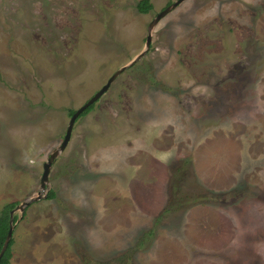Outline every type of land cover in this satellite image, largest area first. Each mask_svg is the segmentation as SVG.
<instances>
[{"label": "rangeland", "instance_id": "1", "mask_svg": "<svg viewBox=\"0 0 264 264\" xmlns=\"http://www.w3.org/2000/svg\"><path fill=\"white\" fill-rule=\"evenodd\" d=\"M139 1L0 0V211L38 195L69 111L146 49L176 0L147 13ZM198 133L232 137L233 153L211 157L231 179L187 151ZM158 169L166 208L192 217L177 233L138 205L135 174ZM14 216L10 264H264V0H184L165 15Z\"/></svg>", "mask_w": 264, "mask_h": 264}, {"label": "crops", "instance_id": "2", "mask_svg": "<svg viewBox=\"0 0 264 264\" xmlns=\"http://www.w3.org/2000/svg\"><path fill=\"white\" fill-rule=\"evenodd\" d=\"M150 132H154V130L149 129L147 131V133L151 134ZM197 137H198L196 139L197 141L196 142L194 141V144H192L190 148L186 147L187 151H191L193 154H199L200 156L202 155L200 158H198V160H204L205 158H203V157H208V159L211 160L210 163L208 162L209 163L208 165L212 164L213 160H214V162H216V164H219V167L216 166L214 163L211 165V167L216 168L213 171L212 175H214L215 177H216V174L219 175V178L216 179L217 181H222V183H223V182H225V180L228 181V179H231L228 176V173H229V171L232 170V167H231V169H229V168L227 169L226 164L225 165L222 164L224 161L223 159L220 163L217 161L219 159L218 156H219L220 151L223 152V153H221L222 156L224 155V153L226 154L227 151H229L230 153L234 152L231 149L235 145L233 140H231L232 137L230 139V138H227L226 136H223V134H219V133H211V134H206V133L200 134V133H198ZM227 139H230L231 140L230 142H232V143L227 142L228 143L227 144L225 142V141H227ZM214 140L215 141L217 140V143L221 144V145H217L218 148L214 147L215 146L213 143ZM213 153L214 154L217 153L218 156L211 158L214 155ZM196 162H197V160H196ZM222 165H223V167L221 169ZM219 168H220V170H219ZM139 170L140 169H137L136 172H139ZM166 171L167 170L164 169V173L161 174V170L158 169V174L160 176H150V177H146L143 173H140V176H138L137 175L138 173H136L133 183L135 184V182H136L137 184H139L138 187H136V189L138 188L139 193L135 191V188L131 187V190H130L131 198L130 199L134 200L136 202L137 199H135L132 196L136 195L138 193V195H139L138 202L141 199V201L138 205L140 206V205L144 204V206L146 207V208H143V207L142 208L144 210L143 214L145 216H147L148 221H150L151 223L154 222L155 224L157 222L164 224V229H166L167 233H170L169 231H171V230H172L171 233H177V231L179 229L183 228V226H182L183 221L182 220H184L183 219L184 216H186L187 218L190 216H189V213L177 214V212H178L177 210L173 211V209L166 208V206L169 202V196L164 194V191L166 190L165 185L161 186L162 183L165 182V179H166L165 172ZM208 173H209V171H208ZM209 174H211V172ZM149 175H152V174H149ZM203 175H206V174L204 173ZM209 179H211V176L210 177L205 176L202 180L203 181L208 180V182H209ZM146 181L152 182V184H154V185H158V187H160V192L157 193V190H155L154 192L146 190V187H145ZM137 184H136V186H137ZM163 194H164V196H163ZM161 205L163 206L162 211L159 212L157 207L161 206ZM148 206H150V207L148 208ZM156 209H157V212H156ZM150 212L152 214H149ZM153 213H155V214H153ZM97 215H99V214H97ZM153 215H154V217H153ZM190 220L192 221V217H190ZM184 222L187 223V220ZM97 225H98V223H97ZM139 226L143 227V221H141V220L139 221ZM187 227H188V225L186 224V227H184V229H187ZM189 227H190V225H189ZM152 232L153 231H149V233H152Z\"/></svg>", "mask_w": 264, "mask_h": 264}, {"label": "water", "instance_id": "3", "mask_svg": "<svg viewBox=\"0 0 264 264\" xmlns=\"http://www.w3.org/2000/svg\"><path fill=\"white\" fill-rule=\"evenodd\" d=\"M184 0H176L174 2H172L171 4H169L168 6H166L164 9H162L157 15L156 17L153 19V21L149 24L148 27V36H147V40H146V49L141 52L129 65H125L123 67H121L120 69H118L107 81V83L105 85L102 86V88H100L87 102H85L81 107H79L78 109H76V111L72 114V116L70 117V121H69V125L68 128L66 130L64 139L61 143V145L55 150L53 151L47 162L44 163V172L42 174V178H41V190L38 192V195L34 198H32L30 201H25L22 204L18 205L17 207H15L12 211H11V217H10V227L8 230V234H7V238L6 241L2 247V250L0 252V260L3 257V255L5 254L9 243L11 241V239L13 238V234H14V213L17 210H21L24 211V208L29 205L31 203L32 200H38L40 198L43 197V191L45 189H47V183L49 182V176H50V172H51V168L53 165V162L55 161V159L58 157V155L60 154V152H62L63 150L66 149V147L68 146L71 137H72V132L74 129V125L76 123L77 118L80 116V114L86 110L90 105L94 104L111 86L112 82L130 65H133L135 62H137L140 58H142L150 49L151 47V43H152V30L153 28L158 24V22L165 16L167 15L169 12H171L175 7H177L181 2H183Z\"/></svg>", "mask_w": 264, "mask_h": 264}, {"label": "trees", "instance_id": "4", "mask_svg": "<svg viewBox=\"0 0 264 264\" xmlns=\"http://www.w3.org/2000/svg\"><path fill=\"white\" fill-rule=\"evenodd\" d=\"M168 4H171V2H169ZM138 10L142 13H147L149 11H151L153 9V3L151 0H140L137 4ZM95 107V103L90 105L86 110H84L80 116L77 118V120L86 115L87 113H89L90 111H92V109ZM76 110L71 109L69 111V114L72 116V114L75 112ZM76 120V121H77ZM56 195L54 190H51L48 193V198H54ZM17 202H9L7 204L4 205L3 209L0 211V252L2 250V247L6 241L7 238V234H8V230L10 227V217H11V211L17 206ZM17 220V217L14 216V221ZM14 243V239L12 238L9 246L5 252V254L3 255V257L0 260V264H10L11 259L13 257V251H12V246Z\"/></svg>", "mask_w": 264, "mask_h": 264}]
</instances>
